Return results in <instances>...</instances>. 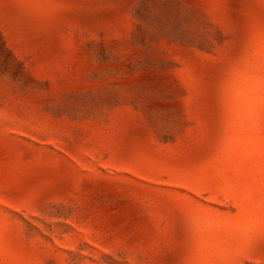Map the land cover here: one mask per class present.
I'll use <instances>...</instances> for the list:
<instances>
[{
	"label": "rangeland",
	"instance_id": "obj_1",
	"mask_svg": "<svg viewBox=\"0 0 264 264\" xmlns=\"http://www.w3.org/2000/svg\"><path fill=\"white\" fill-rule=\"evenodd\" d=\"M0 264H264V0H0Z\"/></svg>",
	"mask_w": 264,
	"mask_h": 264
}]
</instances>
